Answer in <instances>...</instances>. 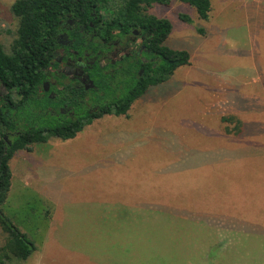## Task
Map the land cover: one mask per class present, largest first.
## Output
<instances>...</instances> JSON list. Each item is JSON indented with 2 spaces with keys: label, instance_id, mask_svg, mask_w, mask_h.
Returning a JSON list of instances; mask_svg holds the SVG:
<instances>
[{
  "label": "rangeland",
  "instance_id": "rangeland-1",
  "mask_svg": "<svg viewBox=\"0 0 264 264\" xmlns=\"http://www.w3.org/2000/svg\"><path fill=\"white\" fill-rule=\"evenodd\" d=\"M16 1L0 0V42L7 51L18 27ZM150 12L173 22L167 44L190 51V64L153 86L128 115H104L74 138L34 144L10 161L38 170L48 193L85 205L127 188H149L155 176L173 203L182 199L189 209L204 208L239 222L236 227L249 241L225 237L215 264H264V256H258L264 244L254 236L264 227V0H212L208 20L179 0L155 4ZM229 150L238 156L231 157ZM36 195L24 189L10 203L18 208L17 222L22 219L39 241L48 223L46 204ZM4 242L0 226V246ZM71 255L61 254L59 264H87Z\"/></svg>",
  "mask_w": 264,
  "mask_h": 264
},
{
  "label": "trees",
  "instance_id": "trees-1",
  "mask_svg": "<svg viewBox=\"0 0 264 264\" xmlns=\"http://www.w3.org/2000/svg\"><path fill=\"white\" fill-rule=\"evenodd\" d=\"M193 7L199 18L208 20L212 0H179ZM170 0H17L13 12L18 27L7 51L0 42V226L5 242L0 246V264H24L37 249L33 238L24 233L4 212L3 204L8 198L12 170L10 160L17 151L32 150L34 144L51 138L70 139L77 136L95 119L107 114L128 115L132 104L141 99L153 85L168 81L175 71L190 64L191 53L186 49H175L167 44L173 30V22L150 12L155 4H169ZM103 10L109 22L116 26H147L153 33L160 61L154 74L138 90L127 88L120 98L102 97L100 111L90 114L89 109L76 100L77 119L56 115L47 111L55 101L43 90L45 69L52 58L56 45L55 35L60 21L69 13L78 14L93 9ZM89 21L93 17L89 15ZM181 18L189 23L188 14ZM86 23H88L87 19ZM102 26V25H101ZM103 27V28H102ZM99 27L98 33L105 26ZM203 34L204 28H199ZM80 40V39H79ZM105 90V84L102 87ZM107 99H109L107 101ZM241 130V129H240ZM240 132V131H239ZM6 135L8 138H6Z\"/></svg>",
  "mask_w": 264,
  "mask_h": 264
},
{
  "label": "crops",
  "instance_id": "crops-1",
  "mask_svg": "<svg viewBox=\"0 0 264 264\" xmlns=\"http://www.w3.org/2000/svg\"><path fill=\"white\" fill-rule=\"evenodd\" d=\"M227 153L238 156L232 150ZM10 166L11 188L3 212L30 236L22 219L21 224L17 222L18 208L12 206L10 198L24 189H34L46 204L44 219L48 224L46 230L41 227L44 236L34 240L37 249L24 264H59L61 254H72L76 263L87 264H215L221 246L227 243L225 237H246L249 241L236 227L235 217L204 208L189 209L182 205V199L173 203L170 191L160 190L154 175L149 188H127L111 199H100L107 201L93 199L85 205L66 195L48 193L40 186V172L27 163L14 167L10 161ZM259 218L254 220L263 223ZM254 236L256 243L264 244V227ZM260 255L263 258L264 252Z\"/></svg>",
  "mask_w": 264,
  "mask_h": 264
},
{
  "label": "flooded vegetation",
  "instance_id": "flooded-vegetation-1",
  "mask_svg": "<svg viewBox=\"0 0 264 264\" xmlns=\"http://www.w3.org/2000/svg\"><path fill=\"white\" fill-rule=\"evenodd\" d=\"M89 15L86 11L81 17L69 13L60 21L42 84L44 92L55 101L47 111L72 119L83 113L77 111L76 100L80 99L94 114L101 110L100 101L107 92L111 98H120L127 88L138 90L160 61L153 33L147 26H116L106 19L108 13L97 10L95 5ZM101 25L105 28L98 33Z\"/></svg>",
  "mask_w": 264,
  "mask_h": 264
}]
</instances>
